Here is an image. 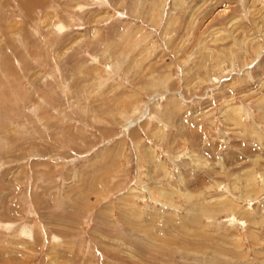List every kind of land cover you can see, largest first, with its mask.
I'll list each match as a JSON object with an SVG mask.
<instances>
[{"label":"rangeland","instance_id":"obj_1","mask_svg":"<svg viewBox=\"0 0 264 264\" xmlns=\"http://www.w3.org/2000/svg\"><path fill=\"white\" fill-rule=\"evenodd\" d=\"M0 264H264V0H0Z\"/></svg>","mask_w":264,"mask_h":264}]
</instances>
